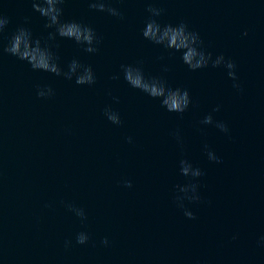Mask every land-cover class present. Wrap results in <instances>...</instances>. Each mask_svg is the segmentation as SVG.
<instances>
[{
  "label": "water",
  "instance_id": "1",
  "mask_svg": "<svg viewBox=\"0 0 264 264\" xmlns=\"http://www.w3.org/2000/svg\"><path fill=\"white\" fill-rule=\"evenodd\" d=\"M108 6L120 15L90 9L89 0L60 5L62 21L94 30L97 51L89 53L72 39H50L55 29L45 28L31 0H0L10 19L0 43L25 27L63 71L76 60L95 76L94 84L78 85L75 76L33 70L0 53V264H264V0ZM149 19L186 23L213 60L234 62L237 80L223 64L193 71L180 52L145 39ZM128 65L187 90L188 108L169 112L131 87ZM38 86L53 94L38 97ZM106 108L119 114V125ZM208 115L213 123H201ZM182 160L203 175H182ZM189 183L197 189L188 195L200 199L180 208L178 186ZM81 232L85 244L76 242Z\"/></svg>",
  "mask_w": 264,
  "mask_h": 264
},
{
  "label": "clouds",
  "instance_id": "2",
  "mask_svg": "<svg viewBox=\"0 0 264 264\" xmlns=\"http://www.w3.org/2000/svg\"><path fill=\"white\" fill-rule=\"evenodd\" d=\"M32 8L46 19L45 28H54V33H49V38L54 39L56 35L62 38L72 39L77 44L85 45V51L92 53L97 51L94 47L96 43V34L94 30L82 25L76 21H62L63 8L60 7L64 0H31ZM89 8L101 12H108L110 15L119 16L120 13L116 8L108 6V0H89ZM148 11L152 16H159L160 9L149 7ZM10 23V19L0 10V37ZM142 35L145 39L152 41L155 44L163 45L165 48L172 49L181 53V59L189 69L195 71L197 69L206 68L211 62L212 67H219L224 65L228 69V76L233 80H237L234 71L236 65L231 60H226L223 55L217 56L214 60L212 53H206L203 50V40L199 33L190 31L188 25L180 22L177 25H164L161 26L155 19H149L143 29ZM247 35V33H245ZM0 53H7L15 56L21 61H26L33 70L49 72L56 76H64L66 79L71 80L75 76V82L78 85H91L95 83V76L91 66H85L78 61L73 60L68 65V71L65 72L57 62L58 58L54 56L51 50L47 47L41 46L39 39H33L32 33L25 27H18L10 37L7 39V44L0 43ZM124 72V79L133 88L139 89L154 99H159L161 106L166 108L169 112L183 113L191 103V98L187 90L180 88L172 89L167 86L166 82L158 77H145L142 69L133 67L131 65L122 66ZM112 79H118V76H113ZM233 87L239 88L238 84ZM53 94V90L49 87L47 92L37 88V96L45 97ZM218 111V109H214ZM105 116L113 124L119 125L121 123L119 114L112 111L110 108L105 109ZM203 124H212L213 118L208 115L201 121ZM218 127L223 132H228L227 126L222 122H217ZM131 138H129V141ZM207 147V146H205ZM209 160L220 162L216 155L209 151L207 153ZM181 174L193 178L200 177L203 172L199 168H193L192 165L182 160ZM126 187H131L130 181H125ZM180 192L184 196H177L176 200L178 207L184 208L183 200L187 199L191 202L199 201V195L189 196L188 192L191 190L195 192L197 185L189 183L184 186H178ZM185 216L189 219H195L193 212L185 210ZM77 215L81 218L84 217L83 210H77ZM264 239V237H262ZM88 241L86 233H79L76 237L78 244H85ZM70 243V242H66ZM107 244V239L103 241Z\"/></svg>",
  "mask_w": 264,
  "mask_h": 264
}]
</instances>
